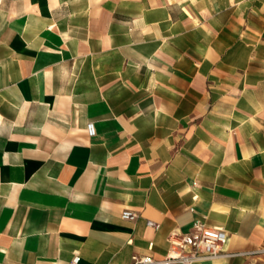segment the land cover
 <instances>
[{"label":"crops","instance_id":"obj_1","mask_svg":"<svg viewBox=\"0 0 264 264\" xmlns=\"http://www.w3.org/2000/svg\"><path fill=\"white\" fill-rule=\"evenodd\" d=\"M194 221L229 234L196 264H264V0H0V264L160 258Z\"/></svg>","mask_w":264,"mask_h":264},{"label":"built area","instance_id":"obj_2","mask_svg":"<svg viewBox=\"0 0 264 264\" xmlns=\"http://www.w3.org/2000/svg\"><path fill=\"white\" fill-rule=\"evenodd\" d=\"M86 129L89 135L94 134L92 122ZM123 219L132 220L135 214L129 210L121 212ZM150 225L157 224L148 221ZM229 234L219 227H210L194 221L187 231L173 228L167 235V251L160 258L148 255H133L125 264H196L202 260L214 259L228 252ZM80 256L73 254L66 264H79Z\"/></svg>","mask_w":264,"mask_h":264}]
</instances>
